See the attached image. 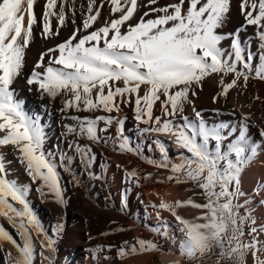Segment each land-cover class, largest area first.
Returning a JSON list of instances; mask_svg holds the SVG:
<instances>
[{"label":"snow or ice","instance_id":"snow-or-ice-1","mask_svg":"<svg viewBox=\"0 0 264 264\" xmlns=\"http://www.w3.org/2000/svg\"><path fill=\"white\" fill-rule=\"evenodd\" d=\"M159 0H146L145 11L138 19L139 0H87L86 10L81 5L82 20L63 42L42 51L30 77L29 86H36L41 97L61 98L62 113L103 112L94 118L69 116L75 124L65 125L70 135L85 138L92 143H106L99 133L107 132L115 124L118 133V150L133 152L129 138L124 136L125 119L112 115L122 111V105L133 109L142 134L167 135L178 148L184 150L178 162L172 163L167 181H191L200 189L204 202L189 197L185 201L169 204L164 201L150 207L167 210L176 221L175 231L165 221L152 231L170 242L178 244V254L189 264L215 256L214 264H247L251 255L254 264H264V240L260 233L264 227L245 225L251 215H241L245 205L238 203L241 192V175L245 166L256 155L257 147L249 144L248 116H243L239 135L237 129L226 123L209 124L202 111L195 107L192 97L202 87L206 78L215 77L220 90L213 97L227 98L230 90L247 87L250 76L264 80V0H240L239 10L244 23L235 32L218 34L230 11V0H176L157 7ZM37 0H0V145L11 146L19 153L27 175L42 196L52 194L62 203L61 171H71L73 157L67 152L45 150L46 135L38 119L29 117L14 100L12 85L24 66L25 51L30 46L34 25L41 24V35L47 40L58 36L65 26L67 12L77 14L75 0H45L42 15L37 17ZM26 5V7H25ZM111 19L103 26L94 27L105 7ZM67 10V11H66ZM154 18H147L153 16ZM55 18V25L53 24ZM75 23V19L72 21ZM248 26L256 29L260 41V64L253 70L255 58L247 51L239 33ZM231 39V51L225 54L221 41ZM231 76L230 80L225 77ZM259 99V97H255ZM159 104L161 115H154ZM191 109V116L186 109ZM218 111V110H217ZM101 122L104 127H100ZM264 137V130L260 132ZM160 144L163 160H147L157 168H168L169 157ZM80 163L91 169L97 157L90 146L68 144ZM123 168L122 165H117ZM94 175V174H93ZM101 179L99 176H94ZM148 173L144 179H151ZM75 179V177H74ZM124 182L140 186L135 170L124 169ZM163 182V181H159ZM130 189L125 191V195ZM28 188L7 179L6 169L0 162V217L18 232L22 245L2 226L0 241H7L18 251L14 264H34L35 247L32 231L43 235L41 255L45 250L55 252L56 240L44 233L27 200ZM126 206V200L123 201ZM191 207L201 214L186 219L176 209ZM157 218L159 211H157ZM251 223L255 225V221ZM124 229H121L123 231ZM178 233V235H177ZM57 226L55 236H59ZM97 247L92 258L97 264L109 260L102 252L111 251ZM151 253H174L152 240L137 238L124 241L117 249L123 259ZM11 256V253H9ZM9 264H12L10 261Z\"/></svg>","mask_w":264,"mask_h":264},{"label":"bare ground","instance_id":"bare-ground-1","mask_svg":"<svg viewBox=\"0 0 264 264\" xmlns=\"http://www.w3.org/2000/svg\"><path fill=\"white\" fill-rule=\"evenodd\" d=\"M234 1L236 0H232V4ZM174 2L176 0H159L156 6ZM44 3L45 0H37L35 5L38 19L42 15ZM75 3L76 16L73 17L70 11L67 12L65 26L59 29L58 36L45 40L41 35V24L34 25L33 39L25 51L24 66L12 85L14 100L21 104L22 110L29 117L38 119L42 125L46 135L45 150L55 153L67 152L73 157L70 167L76 175L60 170L62 203L58 202L52 194L42 196L36 190L39 187V182L31 181L24 164L20 162L19 153L11 146L0 145V162L4 164L7 179L28 188L27 200L31 210L40 222L44 233L58 242V246L55 244V252L48 250L44 252L45 256L51 257L50 262L40 254L42 251L40 244L44 240V236L37 237L32 231L35 247L34 264H97V261L92 258V250L104 247V243L108 242L114 245L115 249L112 253L110 251L99 253L101 256H109V260L103 261L102 264H189V261L180 257L175 250L170 254L151 253L123 259L117 255V249L124 241L134 242L137 238L152 240L161 244L165 249H175V246L178 248L179 240L176 245H172L152 231L153 228L163 223L164 217L168 216L166 219L169 218L171 213L149 205L158 206L161 201L175 204L177 201H185L189 197L197 202H204L200 189L191 181L176 183L174 180L167 181L166 179L167 176L172 175L170 171L172 163L178 162V156L184 150L178 148L172 138L167 135L142 134L139 129L146 126L137 125L133 109L123 105L121 112H114L112 115L120 119L126 118L124 136L129 138V144L134 149L133 152L121 153L118 150L119 140L115 124L110 126L107 132L99 133L107 141L106 143H92L85 138L70 135L67 133L65 125H74L75 121L69 119V116L94 118L97 115H105V113H78L75 111L62 113L60 97L54 100L46 95L41 97V94L36 91L35 85L27 84V79L30 77L40 53L55 46L58 42H63L80 25L82 20L80 6L84 5L86 10L87 0H75ZM139 3L141 7L133 22L145 11H148V8L145 7L146 0H139ZM154 15L147 18H154ZM73 19H75V23L72 22ZM109 19H111L110 9L106 6L94 27L103 26L104 21ZM55 23V18H53V24L55 25ZM253 56L255 55L253 54ZM230 79L231 76L225 77L226 81ZM219 90L220 86L215 77L206 78L202 87L197 89L198 94L192 99L195 107L202 111L209 124L226 123L230 127H236L237 131L229 138L230 140L239 135L242 117L245 115L249 117L247 137L249 144L257 147V152L242 172L240 188L244 195L238 200V203L242 205H245V201H247L246 205L240 209V214L251 215V219L245 225L247 232L252 226L257 229L264 227V137L260 136V132L264 130V80L256 78L253 73L246 88L232 89L227 98L220 97L218 102L214 103L213 97L218 94ZM255 97H259V99L257 100ZM186 114L192 115L190 108L186 109ZM154 115H161L159 104L154 108ZM100 127H104L102 122ZM2 135L3 133H0V136ZM157 141L163 143L164 150L168 154V168H157L146 162L152 160L159 163L163 160L162 149ZM74 143L92 148L97 159L91 169H87L81 164L79 156L73 150L68 149V144ZM118 164L123 168L116 167ZM125 168L138 173L140 186L124 182ZM148 173L152 174V178L144 179ZM94 176H99L101 179H96ZM127 189L130 191L125 195ZM125 200L126 206L123 203ZM103 209L108 211L105 212ZM190 209L192 208L190 207ZM157 211H159L160 219L157 218ZM196 214L198 213L196 212ZM252 220L255 221V225L251 223ZM174 221L172 219L171 222ZM135 222L141 228L137 229V226H134ZM175 222L170 224L175 226ZM0 226L7 230L18 244L22 245L23 242L18 232L3 217H0ZM57 226L60 227L58 237L55 236ZM121 229L124 230L121 231ZM169 231L174 232L175 229L170 228ZM260 239L264 240V233H260ZM1 244L6 247L9 245L5 241H0ZM4 254L8 256V251L6 250L4 253L0 249V264H2L1 259L5 256ZM260 256L264 259V253H261ZM9 257H7V261L14 264L15 260ZM245 259L247 264H254L250 254ZM7 261L4 264H7Z\"/></svg>","mask_w":264,"mask_h":264},{"label":"rangeland","instance_id":"rangeland-1","mask_svg":"<svg viewBox=\"0 0 264 264\" xmlns=\"http://www.w3.org/2000/svg\"><path fill=\"white\" fill-rule=\"evenodd\" d=\"M234 2H235V4H234ZM234 2H233V4H234L233 5L232 0H230V11L226 16V19L224 21L223 26L217 30L218 34H227V33L235 32L244 23V18L240 14V10H239L240 0H236ZM234 22H235V24H234ZM239 38L242 42V46H244L247 51H251L252 54L255 55L254 56L255 58L252 61V68H253V70H255L260 64L259 56L261 55L260 49H259L260 41L258 40V38L256 36V29L253 26H248L245 30L240 31ZM230 44H231V39H229V38H226L223 41H221L220 47H222L225 50V54H227L228 52L231 51ZM253 73H254V71H253ZM67 173L76 175L72 169H71V171H69ZM179 210H181V211H179ZM103 211L107 212L108 210L103 209ZM176 211L178 212V214L180 213L179 215H181L182 217H184L186 219H190V220L193 219L195 216L200 215V210L195 211L194 209H190V207L179 208V209H176ZM196 212L198 214H196ZM194 213H195V215H194ZM167 215H169V214H167ZM171 216L169 215V218H167V219H166V217H168V216L164 217L165 219L163 218L162 222L167 221L169 224L170 223L174 224L175 221L171 222L172 219H174V217L172 216V219H171ZM173 224H170L171 226H173L170 228L174 230L175 226ZM134 226L135 227L137 226L136 227L137 229L141 228V226H139L138 223H136V222L134 223ZM5 242H7V241H5ZM7 243L9 244V245H7V247L1 244L2 247L0 245V249L3 250L4 253L7 250L8 256H9V253H11V256L9 258H12V260H15L16 258H18V251L14 245H12L9 242H7ZM104 244H105V246H104L105 248H107V246L111 245L109 242L104 243ZM56 245L58 246V242H56ZM111 246H112V249H111L110 253H112L113 250L115 249L114 245H111ZM174 248H175L174 249L175 252H178V248L176 246ZM4 255L5 256H3V258L1 259L2 264L6 263V261L8 260L7 259L8 256H6V254H4ZM260 258H261V256H260ZM215 259H216V257H214V256H212L211 258H204L203 264H214ZM261 259H263V257ZM186 260H187V258H186ZM197 263L200 264L199 261L195 262V264H197ZM7 264H9V262ZM129 264H132V263H129Z\"/></svg>","mask_w":264,"mask_h":264}]
</instances>
